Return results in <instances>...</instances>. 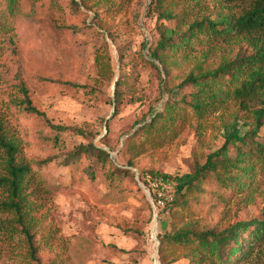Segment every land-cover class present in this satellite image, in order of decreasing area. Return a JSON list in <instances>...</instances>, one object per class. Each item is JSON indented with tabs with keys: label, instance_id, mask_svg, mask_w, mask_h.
<instances>
[{
	"label": "rangeland",
	"instance_id": "obj_1",
	"mask_svg": "<svg viewBox=\"0 0 264 264\" xmlns=\"http://www.w3.org/2000/svg\"><path fill=\"white\" fill-rule=\"evenodd\" d=\"M154 1L19 0L18 13L8 20L0 1V93L18 99L24 86L33 105L45 114V119L25 115L28 119L19 122L0 98L7 138L20 143L17 161L28 164L33 175L26 194L46 245L40 250L41 262L27 261V245L3 228L13 215L0 211V264H161L158 234L200 221L209 207L206 199L200 205L191 203L192 213L167 207L177 182L219 151L230 134L242 137L253 129L255 117L264 119L263 102L252 101L242 112L239 102L230 100L170 144L131 158L127 138L175 97L165 89L162 65L150 57L161 32L174 36L183 13L190 21L208 17L220 23L228 14L239 16L249 9V4L234 3L224 14L195 12L180 0H169L178 17L159 21ZM211 45L204 49V66L211 69L241 50L238 44ZM106 50L113 81L99 78L95 64L96 52ZM203 55L195 52L186 71L201 63ZM123 75L129 89L116 109L114 83ZM50 125L86 135L61 133ZM256 141L264 144V126ZM90 143L110 155L108 173L95 156L79 154V147ZM236 147L232 141L224 155L234 157ZM152 171L178 181H152ZM245 195L219 208L221 229L234 221L262 219L259 202L250 203ZM6 199L0 189V200ZM243 241L250 246L249 254L234 264H264V228Z\"/></svg>",
	"mask_w": 264,
	"mask_h": 264
},
{
	"label": "trees",
	"instance_id": "obj_2",
	"mask_svg": "<svg viewBox=\"0 0 264 264\" xmlns=\"http://www.w3.org/2000/svg\"><path fill=\"white\" fill-rule=\"evenodd\" d=\"M0 1L4 3L5 20L18 13L19 0ZM180 1L195 12L215 11L224 14L234 3L249 4V9L239 16L228 14L220 23L208 17L190 21L189 15L183 13L178 26L180 29L175 31L174 36L161 32L156 46L150 50V57L162 65L165 89L175 94V97L166 101L162 111H154L150 122L127 138L126 150L133 159L175 141L186 128L225 107L230 100L238 101L242 112L248 110L252 101L264 103V0ZM73 2L78 5L76 1ZM168 3L169 0L154 1L153 7L159 21L178 17L173 15ZM212 43L227 46L238 44L241 47L240 54L233 59L222 60L216 68H206L204 62L208 55L204 49L210 48ZM199 51L204 53L202 62L186 71L188 61ZM95 64L99 78L114 80L115 74L107 50L96 52ZM114 85V105L118 109L129 89L126 76H120ZM6 94L0 93V98L6 100L5 104L17 121L20 122L25 115L45 119V114L33 105L24 86L19 89L18 99ZM262 117H255L253 129L244 136L230 134L224 146L208 155L203 164H197L194 173L185 180L177 182L178 179L170 175L153 171L149 173L152 181L159 178L164 184L177 182L176 195L167 207L178 206L192 213L191 203L200 205L203 199L209 202L200 221L158 234L161 264H174L181 258L188 260V264H234L249 254L250 246L243 239H249L250 235L264 228V144L256 141L264 126ZM50 126L61 133L86 135L80 129ZM232 141L237 144L235 156L228 157L224 154ZM20 148V143L7 138L0 120V150L3 152L0 167L4 174L0 175V189L7 194L6 200H0V211L13 215L12 220L3 223V228L27 245V261L41 262L40 250L46 246L42 240L43 228L31 216L26 191L33 175L28 164L17 161ZM78 151L79 154L95 156L103 169L107 173L110 171V155L105 150L90 143L80 146ZM238 194H246L245 199L250 203L259 202L262 219L234 221L221 229L219 222L222 218L218 210L227 206ZM175 216L176 212L173 213ZM177 220H180V216Z\"/></svg>",
	"mask_w": 264,
	"mask_h": 264
}]
</instances>
